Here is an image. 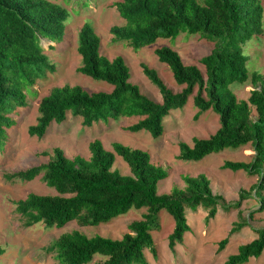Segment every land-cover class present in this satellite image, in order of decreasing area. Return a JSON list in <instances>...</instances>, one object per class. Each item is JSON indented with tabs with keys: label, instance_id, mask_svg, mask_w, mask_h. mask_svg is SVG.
<instances>
[{
	"label": "trees",
	"instance_id": "obj_1",
	"mask_svg": "<svg viewBox=\"0 0 264 264\" xmlns=\"http://www.w3.org/2000/svg\"><path fill=\"white\" fill-rule=\"evenodd\" d=\"M115 6L124 22L111 26L113 39L126 41L135 50L159 38L175 39L186 32L213 42L210 53L200 59L206 76L197 65L186 64L171 46L156 48L159 61L170 67L175 81L183 86L174 92L154 68L142 63L145 75L160 90L162 102H156L131 82L130 67L122 56L109 58L101 52V37L90 22H85L78 34L82 57L78 72L107 82L113 89L91 92L81 85L54 87L41 98L37 122L29 126L28 133L42 138L53 122L62 123L72 113L82 117L84 126L120 116H137L139 120L128 125L127 130L146 129L159 137L169 111L183 108L193 96L199 109L196 116L213 110L219 115L220 126L209 138L194 137L191 145L180 142L177 157L200 160L211 152L251 145L255 152L251 161L228 160L223 167L245 170L258 178L249 190L241 189L239 198L230 203L213 192L205 174L183 175L184 187L159 193L158 183L168 172L155 164L147 151L119 141L108 150L101 140L95 139L89 144V158L80 154L69 157L62 148L55 147L51 154L42 153L49 157L47 162L5 175L8 181H31L40 176L55 191L31 192L13 200L23 225L43 223L49 228H63L76 221L82 226H98L132 209H146L141 219L128 224L120 238L88 236L73 230L62 233L45 250L54 255L57 264H88L96 255L104 259L94 264H149L145 250L157 257L152 231L161 227L162 210L175 220L168 236L169 249L174 252L191 230L188 208L204 207L207 223L219 207L226 211L236 209L238 219L219 241L218 252L233 234L248 226L257 237L239 245L226 264H244L259 258L264 253V227L255 228L250 220L256 212L264 211V76L257 71L249 74L244 46L264 34L263 0H121ZM69 16L66 7L50 0H0V138L16 123L12 115L18 113V107L27 105L30 89L56 70L41 40L61 43ZM248 81L253 89L247 99H239L231 85ZM117 155L129 166V174L114 168ZM253 193L260 196L259 207L245 215L242 204ZM2 251L0 248V254Z\"/></svg>",
	"mask_w": 264,
	"mask_h": 264
},
{
	"label": "rangeland",
	"instance_id": "obj_2",
	"mask_svg": "<svg viewBox=\"0 0 264 264\" xmlns=\"http://www.w3.org/2000/svg\"><path fill=\"white\" fill-rule=\"evenodd\" d=\"M50 1L61 4L70 12L65 37L61 43L41 40L56 70L37 81L30 89L26 98L27 105L18 107V113L12 115L16 123L7 128L3 138H0V248L3 249L0 264H57L54 255L47 253L45 249L62 233L79 230L88 236L100 234L120 238L127 231L128 224L141 219L142 214L146 212V209H132L127 214L98 226H82L72 221L63 228H49L43 223L25 227L20 214L15 210L13 200L25 198L31 192L54 194L55 191L47 186L40 176L31 181H8L5 175L47 162L49 157L42 153L51 154L55 147L62 148L69 157L80 154L89 158L90 142L99 139L108 150H112L113 142L119 141L132 148L147 151L151 160L168 172V176L158 183L159 193L170 192L173 187H184L183 175L205 174L212 179L213 192L222 195L225 201L230 203L239 198L241 189L249 190L255 184L258 176H251L245 170L233 171L223 167L227 160H251L255 154L251 145L211 152L200 160H183L177 157L180 153V142L191 145L194 137L209 138L220 126L219 115L213 110L201 112L196 116L199 109L194 104L193 96L183 108L169 111L164 118L163 134L159 137H154L146 129L135 132L127 130L128 125L139 120L137 116H120L107 122L84 126L82 117L72 113H69L62 123L53 122L42 138L31 136L28 128L37 122L40 100L54 87L66 84L81 85L91 92L113 89L107 82L78 72L82 64V57L78 52V34L85 22H90L101 37V52L109 58L122 56L130 67L131 82L137 84L142 93L156 102H162L160 90L145 75L142 63L154 68L167 87L174 92L183 88L175 81L170 67L159 61L155 54L156 48L171 46L180 53L186 64L197 65L206 76L200 59L210 53L214 46L213 42L204 39L200 34L186 32L179 34L175 39L159 38L155 43L135 50L126 41H115L110 32L111 26L124 22L115 6V3L121 0ZM244 51L249 57V74L257 71L264 76V34L250 40L244 46ZM231 89L239 99H247L253 85L250 81L244 84L236 82L231 85ZM251 115L255 118L254 109ZM114 168L123 174L130 172L129 166L119 155L116 156ZM259 199L260 196L253 193L243 202L245 215L259 207ZM237 212L236 209L226 211L219 207L216 216L207 223V211L204 207L196 210L188 208L187 218L191 230L186 232L184 242L178 244L173 252L168 246V236L173 231L175 220L167 211L162 210L161 227L152 231L157 257H154L149 249L145 250L149 264H226L228 257L238 251L239 245L249 243L257 237L255 230L244 227L233 234L226 247L218 252L219 241L228 235L233 222L238 219ZM250 221L255 228L264 227V211L256 212ZM103 259V256L96 255L88 264ZM244 264H264V253Z\"/></svg>",
	"mask_w": 264,
	"mask_h": 264
},
{
	"label": "crops",
	"instance_id": "obj_3",
	"mask_svg": "<svg viewBox=\"0 0 264 264\" xmlns=\"http://www.w3.org/2000/svg\"><path fill=\"white\" fill-rule=\"evenodd\" d=\"M228 161V160H227ZM249 161H251V160H249ZM249 161H245V162H249ZM212 180V179H211ZM214 185V184H213ZM215 193V192H214Z\"/></svg>",
	"mask_w": 264,
	"mask_h": 264
}]
</instances>
